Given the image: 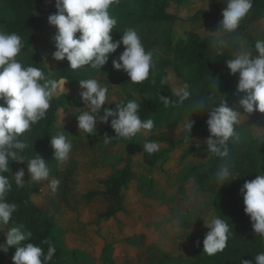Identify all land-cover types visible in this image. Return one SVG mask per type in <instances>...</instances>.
I'll return each instance as SVG.
<instances>
[{"label": "clouds", "instance_id": "1", "mask_svg": "<svg viewBox=\"0 0 264 264\" xmlns=\"http://www.w3.org/2000/svg\"><path fill=\"white\" fill-rule=\"evenodd\" d=\"M119 0H55L57 12L48 17V22L56 28L53 37L55 51L52 58L57 61L67 59L69 68L73 71L90 66L93 70H102L108 63L110 55L124 46V51L112 59L116 70H123L132 84H143L149 81L156 84L157 65L154 52L146 50L139 30L127 27L123 30L119 40H114L112 32L117 28L118 19L110 13V8ZM226 7L222 11V20L218 30L212 34L210 47L220 56L225 50L232 52L231 58L226 60L227 68L232 75L239 74L237 92L243 93L239 99V106L243 113L235 107L229 106L226 100L218 105L211 103V97L192 99V93L187 84L179 87L172 86V96L159 95V101L164 107L183 105L190 101L189 110L202 113L208 110L206 121L209 137L206 139L209 155L225 161L215 171V182L224 185L229 179L235 180L234 166L227 162L229 157V142L239 143L242 139L237 126L245 114L259 112L264 114V40H257L254 47L257 55L241 44L234 43L241 22L253 8V0H223ZM79 33V36H77ZM178 39L187 41V37L178 34ZM240 49L234 51V46ZM24 41L15 32L0 30V231L13 221L18 205L8 201V193L13 188H24L25 170L20 168L14 174L10 164L13 161L23 164L27 162V171L31 182H49L53 193L59 189L61 181L50 179L49 163L40 155L28 157L26 150L29 145L22 137L31 131L32 126L46 119L51 102L61 91L60 84L45 76L42 69L31 64H25L21 56ZM174 81L172 75L160 77L161 86L170 85ZM80 97L84 108H78L75 114L80 132L93 136L97 134V125L108 124L115 131V138L131 141L138 134L146 135L155 128L152 118L142 119L140 116V102L129 99L117 103L115 109L106 107L108 104V88L102 86L96 78L79 80ZM247 116V115H246ZM195 121L193 118L185 120L183 130L188 142ZM50 145L54 152L55 161L66 164L73 150L72 140L63 132L50 136ZM113 138L105 134L104 144H109ZM143 153L153 155L160 150V143L145 139ZM200 147L199 144L196 145ZM8 173V176L4 174ZM240 192L243 196L244 212L250 217L255 236L264 238V171H260L255 179L246 181ZM183 217V213L177 214ZM209 229L203 240V250L209 256L223 252L232 235V229L226 219L212 216L203 219ZM6 242L0 243V251L7 252L10 246H16L12 257L13 264H49L52 261L56 247L51 239H44L41 243L47 245L44 249L31 243L33 233L23 224L7 227ZM243 264H252L243 261ZM255 264H264V252L255 255Z\"/></svg>", "mask_w": 264, "mask_h": 264}, {"label": "rangeland", "instance_id": "2", "mask_svg": "<svg viewBox=\"0 0 264 264\" xmlns=\"http://www.w3.org/2000/svg\"><path fill=\"white\" fill-rule=\"evenodd\" d=\"M211 0H186L182 4L171 3L168 12L178 15L175 25L171 22L147 21L140 24L123 22L118 16L117 28L112 32L114 40H119L127 27H136L141 35L146 50L167 60L173 59L172 46L179 40L178 34L186 36V31L196 29L203 35L218 30L222 20V11L215 18L190 19L199 9L207 8ZM57 12L55 0H46L39 10L40 35L36 48L47 59L50 67L54 66L52 53L56 50L53 37L56 28L48 22V17ZM11 11L2 8L0 18L10 17ZM0 30H4L0 25ZM264 40V23L257 22L241 28L235 35L234 43L248 48L257 55L255 43ZM234 49L238 51L239 45ZM124 46L111 56L118 57ZM90 67V66H89ZM89 71L93 70L88 68ZM183 77L195 91L200 89V77L196 66L181 67ZM174 77L171 86L179 87L185 83L172 71ZM99 83L108 88V104L124 99L131 90L130 78L120 70L117 81L108 75H93ZM63 81V84L60 82ZM61 91L55 96L62 106L57 113L56 134L63 132L72 140L73 150L66 164L59 165L61 177L51 171L50 179L61 181L56 193L51 191L48 181L31 182L27 164H20L25 170V181L37 190L36 199L46 205V211L52 212L57 205L60 226L55 232L57 244L68 250L61 264H104V258H115V264H151L168 256L180 258L167 264H193L190 260L193 250L202 242L209 231L203 219L218 216L211 203V196L200 191V184L208 181V164L213 156L204 149V137L192 138L189 142L171 146L160 142L157 137L164 131L154 128L146 135L134 137L135 146L129 141L115 138V131L108 124L97 125V134L88 136L78 129L75 114L78 108H84L80 95V85H74L61 79ZM185 116L170 134L178 135L183 129ZM241 124L255 131L264 138V119L251 114L241 120ZM109 129V130H108ZM99 133V135H98ZM107 134L113 138L104 144ZM160 143V150L148 155L143 153L144 140ZM199 144L200 147L196 145ZM132 159L135 178L124 191L127 212L102 224L98 223V214L106 208V200L99 197L91 203L86 202L85 192L104 190L102 180L119 174L128 158ZM68 178V169H73ZM182 212L183 217L177 214ZM0 231V243L6 242L5 232ZM16 246L8 251H0V264H13L12 257ZM155 264V263H153Z\"/></svg>", "mask_w": 264, "mask_h": 264}, {"label": "trees", "instance_id": "3", "mask_svg": "<svg viewBox=\"0 0 264 264\" xmlns=\"http://www.w3.org/2000/svg\"><path fill=\"white\" fill-rule=\"evenodd\" d=\"M46 0H0V10L2 8L11 11L8 18H0V25L6 32H15L20 35L24 41V48L21 56L25 64H31L42 69L45 76L57 83L61 79H66L74 85H80L79 80L93 77L98 73L108 75L112 80L117 81L118 72L112 64V59L117 58L110 55L108 63L102 70H88L89 66L79 70H71L69 61H57L53 59L54 66L50 67L47 59L38 51L36 43L40 35L39 10L44 6ZM186 0H119L110 8L113 16H118L123 22L140 24L147 21L152 22H171L173 25L178 20V15L168 12L171 3L182 4ZM226 7L223 0H211L207 8L199 9L190 19L198 20L200 18L218 17ZM257 22L264 23V0H253V8L246 18L241 22L240 28L250 26ZM79 36V33H77ZM187 41L179 39L173 46V59L167 60L154 54V60L157 65L156 84L145 81L141 84L130 85L131 90L128 95L118 101L126 102L129 99H137L140 102V116L142 119L152 118L155 121V128L161 133L157 139L160 142H167L171 146H176L186 142L185 133L182 129L178 135L170 134L172 129L176 128L180 121L187 115L194 119L195 124L192 129V138L204 137V149H207L206 139L210 133L208 131L207 119L208 110L202 113L193 114L189 110L190 101H185L183 105L164 107L159 101V95L171 97V84L161 86L160 77L169 75L168 70H172L178 78L185 84L181 67L196 66L200 77V89L195 91L192 86L189 90L192 93V99L199 97H211V103L218 105L226 100L229 106L235 107L243 113L239 106V99L243 93L237 92L239 74L232 75L227 68L226 60L231 58L232 52L225 50L224 55H218L209 45L212 34L203 35L196 29L186 31ZM234 51H236L234 49ZM81 99L80 95H77ZM175 100L176 97L172 96ZM82 100V99H81ZM2 103V102H0ZM117 103L106 105L115 109ZM62 106V102L56 97L51 102V107L47 113L46 119L39 121L32 126L31 131L26 132L22 139L29 145L26 150L28 157H34L40 154L50 166L51 171H55L59 178L61 171L59 162L54 159V152L50 145L52 135L56 134L57 113ZM247 115V116H246ZM250 114H245L243 118ZM264 119V114L254 112ZM109 130V129H108ZM237 131L241 133L239 143L229 142V157L227 162L235 168V180L229 179L226 184L219 185L215 182L214 173L225 161L217 157H212L208 164L209 179L200 184V191L203 194L211 196L213 208L218 216L224 218L232 229V235L228 240L227 247L223 252L209 256L204 253L203 236L202 242L197 246L190 257L193 264H243V261H251L255 264V255L264 252V238L255 236L250 217L244 212L243 196L240 192L246 181L253 180L264 171V138L260 137L255 131L242 125L237 126ZM99 135V133H98ZM131 146H135L134 138L129 141ZM21 163L13 161L10 164L11 172L14 174ZM23 164H27L25 161ZM67 176L70 178L73 169H68ZM8 176V173L4 174ZM135 178L132 167V159L128 158L123 170L117 175H111L102 180L105 186L104 190H91L85 192V200L91 203L99 197L106 200V208L102 210L97 217L98 223L102 224L127 212L124 191L129 187L131 181ZM37 190L28 183L24 188H17L13 182V188L8 193V201L18 205V211L14 214L11 225L23 224L27 230L33 233L32 240L29 241L41 246L45 253L47 245L41 242L44 239H51L56 247V253L49 264H61L59 260L66 258L68 250L57 244L55 232L60 226L57 215V205L52 212L46 211V205L40 204L36 199ZM14 250V254L16 252ZM180 260L174 256H168L151 264H167L169 262ZM104 264H115V258H104Z\"/></svg>", "mask_w": 264, "mask_h": 264}]
</instances>
